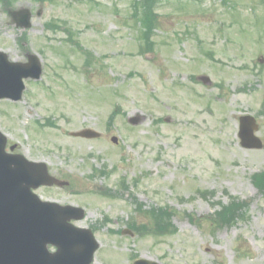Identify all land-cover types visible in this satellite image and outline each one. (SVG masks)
Instances as JSON below:
<instances>
[{
    "label": "rangeland",
    "instance_id": "1",
    "mask_svg": "<svg viewBox=\"0 0 264 264\" xmlns=\"http://www.w3.org/2000/svg\"><path fill=\"white\" fill-rule=\"evenodd\" d=\"M23 7L33 14L27 30L8 14ZM262 22L264 0H0V51L18 62L36 54L43 68L20 101L0 100V130L15 152L69 182L36 193L84 209L74 224L92 227L93 264H264V195L251 182L259 172L264 180V148L245 150L237 138L248 114L264 142ZM85 128L101 137L69 135ZM121 180L145 208L204 223L172 216L175 234L139 235L133 221L151 220L127 194L91 193ZM228 196L247 200L245 218L237 207L213 228L219 206L209 201Z\"/></svg>",
    "mask_w": 264,
    "mask_h": 264
},
{
    "label": "water",
    "instance_id": "2",
    "mask_svg": "<svg viewBox=\"0 0 264 264\" xmlns=\"http://www.w3.org/2000/svg\"><path fill=\"white\" fill-rule=\"evenodd\" d=\"M21 13L17 25L29 27V11L23 9ZM30 60L28 64L10 63L0 52V98L19 99L22 78L39 77L37 59ZM30 70L32 74L27 73ZM239 123L241 146L262 148L261 141L254 136L258 129L254 118L242 116ZM72 135L98 134L86 129ZM5 143L6 138L0 133V264H90L97 247L91 231L68 224L70 219L82 218V210L40 201L31 189L56 181L47 175L44 164L5 153ZM50 243L57 247L55 253L46 251L45 246ZM134 264L156 263L138 260Z\"/></svg>",
    "mask_w": 264,
    "mask_h": 264
},
{
    "label": "bare ground",
    "instance_id": "3",
    "mask_svg": "<svg viewBox=\"0 0 264 264\" xmlns=\"http://www.w3.org/2000/svg\"><path fill=\"white\" fill-rule=\"evenodd\" d=\"M125 190H126V188H124L121 192H124ZM262 193L264 194V189L262 190ZM197 195H198L197 198L201 199L200 197H202V198H206L207 196L208 197H213L214 193H211L210 191H205L203 193H197ZM228 197H230V198H229V201L226 204L220 202V200L218 198H214V199L209 201L211 204H216V205L219 206V208L213 212L214 216L218 215L224 209H226V208H228L230 206H236V207H239L241 209L239 213H242L241 219L243 220L245 218L244 212L246 211V206L245 205L247 203V200H239V199H236L235 197H232V196H228Z\"/></svg>",
    "mask_w": 264,
    "mask_h": 264
},
{
    "label": "trees",
    "instance_id": "4",
    "mask_svg": "<svg viewBox=\"0 0 264 264\" xmlns=\"http://www.w3.org/2000/svg\"><path fill=\"white\" fill-rule=\"evenodd\" d=\"M144 8H146V6ZM146 14H147V10L142 12V16H146Z\"/></svg>",
    "mask_w": 264,
    "mask_h": 264
}]
</instances>
